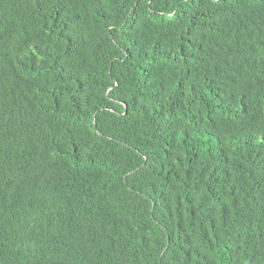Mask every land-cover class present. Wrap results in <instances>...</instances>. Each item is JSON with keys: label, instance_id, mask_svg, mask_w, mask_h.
<instances>
[{"label": "trees", "instance_id": "1", "mask_svg": "<svg viewBox=\"0 0 264 264\" xmlns=\"http://www.w3.org/2000/svg\"><path fill=\"white\" fill-rule=\"evenodd\" d=\"M0 264H264V0H0Z\"/></svg>", "mask_w": 264, "mask_h": 264}]
</instances>
